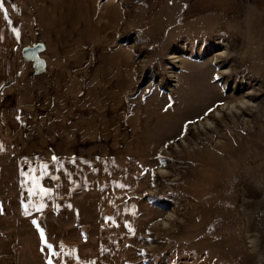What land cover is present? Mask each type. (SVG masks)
<instances>
[{
  "label": "rangeland",
  "instance_id": "rangeland-1",
  "mask_svg": "<svg viewBox=\"0 0 264 264\" xmlns=\"http://www.w3.org/2000/svg\"><path fill=\"white\" fill-rule=\"evenodd\" d=\"M58 1L43 74L0 41V264H264V0Z\"/></svg>",
  "mask_w": 264,
  "mask_h": 264
},
{
  "label": "crops",
  "instance_id": "crops-1",
  "mask_svg": "<svg viewBox=\"0 0 264 264\" xmlns=\"http://www.w3.org/2000/svg\"><path fill=\"white\" fill-rule=\"evenodd\" d=\"M16 1L14 0V2ZM22 1L18 0L16 2V5L20 10V14L22 12L20 20L13 19L12 16H8V18L6 19L4 13L2 14V16H0L1 18L0 35L7 37L0 39V41L2 42V44H7V42L10 41L12 37H14L13 36L14 34L12 33V29L10 26L12 25V21L16 20V22L18 23L17 32L19 33V35H17L16 33L15 42L17 41L20 42L24 40L25 32L26 30L29 31L28 28L30 27L34 35H38V37L43 39V41L39 43L44 44L46 52L50 50L49 48L53 47L54 43L57 44L55 47L57 49L54 48L56 55H58V53H60L61 51L64 52L66 50L63 48L61 49L60 46L76 42L78 38L81 37L82 35L83 29H77L73 27L72 17H75V14L76 15L79 14L85 16V19L89 21V18L92 13L91 10L88 13V9H91V6L89 4L82 6V4H79L78 1H77L78 2L77 10L73 9L72 2H69L68 3L69 6H68L67 4L62 3L61 1L58 0H53L51 1V3L47 1L45 2L44 0H35V1L22 0ZM30 6L34 8H30ZM10 7H12V4ZM63 8L64 11L67 13L65 16H63L60 12L61 9ZM29 9L31 10V12H28ZM13 11H15L14 8L8 10V15L9 14L11 15ZM23 12H24V16H23ZM67 17H70V19L69 18L67 19ZM25 47L27 46H24L23 49ZM67 50L69 51V49ZM64 60L65 59H63V61ZM65 61H66L65 67L75 63L71 60V58L66 59ZM31 66H32L31 68V72H32L34 71L33 63H31ZM61 73L62 72H60V74Z\"/></svg>",
  "mask_w": 264,
  "mask_h": 264
},
{
  "label": "water",
  "instance_id": "water-1",
  "mask_svg": "<svg viewBox=\"0 0 264 264\" xmlns=\"http://www.w3.org/2000/svg\"><path fill=\"white\" fill-rule=\"evenodd\" d=\"M44 51L45 46L42 43L27 46L22 51L24 59L33 63V67L37 75L43 74L46 70V61L42 58Z\"/></svg>",
  "mask_w": 264,
  "mask_h": 264
},
{
  "label": "snow or ice",
  "instance_id": "snow-or-ice-1",
  "mask_svg": "<svg viewBox=\"0 0 264 264\" xmlns=\"http://www.w3.org/2000/svg\"><path fill=\"white\" fill-rule=\"evenodd\" d=\"M15 7V6H14ZM0 9H3V11H4V15H5V18L7 19L8 18V10L4 7V2H3V0H0ZM14 31H15V29H14ZM17 35H19V33L17 32ZM0 148H2V145H0ZM53 159L55 160L56 158L55 157H53ZM47 167V165H45V168ZM37 187H39V185L37 184ZM30 192L32 191V189H30L29 190ZM50 190L49 189H45V188H39V192L41 193V194H46L47 192H49ZM44 207V205L43 204H41L40 206H39V208H37V210L39 211L40 209H42ZM26 214H27V209H26ZM33 223L34 224H36V221H33ZM36 226H37V228L40 230V232H41V236L43 237V235H44V232H43V229H40V226H39V224H36ZM62 247V246H61ZM47 248L48 249H53V245L52 244H50V243H47ZM53 255H56V253L55 252H53ZM49 264H52V261L50 260L49 261Z\"/></svg>",
  "mask_w": 264,
  "mask_h": 264
},
{
  "label": "bare ground",
  "instance_id": "bare-ground-1",
  "mask_svg": "<svg viewBox=\"0 0 264 264\" xmlns=\"http://www.w3.org/2000/svg\"><path fill=\"white\" fill-rule=\"evenodd\" d=\"M254 244H255V242L253 241V242H252V246H253L252 248H254V247L256 248V246H254ZM255 248H254V249H255Z\"/></svg>",
  "mask_w": 264,
  "mask_h": 264
}]
</instances>
